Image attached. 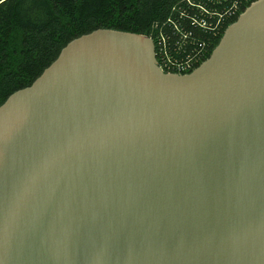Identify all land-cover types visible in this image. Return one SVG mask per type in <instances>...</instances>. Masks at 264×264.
Here are the masks:
<instances>
[{"label":"water","instance_id":"water-1","mask_svg":"<svg viewBox=\"0 0 264 264\" xmlns=\"http://www.w3.org/2000/svg\"><path fill=\"white\" fill-rule=\"evenodd\" d=\"M0 264H264V0L189 73L101 27L10 93Z\"/></svg>","mask_w":264,"mask_h":264},{"label":"trees","instance_id":"trees-1","mask_svg":"<svg viewBox=\"0 0 264 264\" xmlns=\"http://www.w3.org/2000/svg\"><path fill=\"white\" fill-rule=\"evenodd\" d=\"M251 1L0 0V104L29 85L69 40L96 28L146 34L155 51L158 38L166 58L204 60Z\"/></svg>","mask_w":264,"mask_h":264},{"label":"built area","instance_id":"built-area-1","mask_svg":"<svg viewBox=\"0 0 264 264\" xmlns=\"http://www.w3.org/2000/svg\"><path fill=\"white\" fill-rule=\"evenodd\" d=\"M156 45H157V51L156 53V59L159 67L165 71V72H171V73H178V74H186L192 71L195 67H197L202 61L203 57L199 58H192V59H172L171 57L166 58L165 54H163L160 50L159 40L156 38ZM163 44L165 45V40L162 39Z\"/></svg>","mask_w":264,"mask_h":264}]
</instances>
